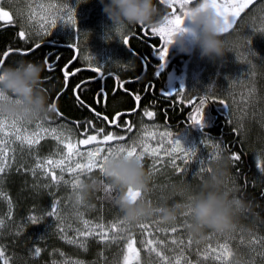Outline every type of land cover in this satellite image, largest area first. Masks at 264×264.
<instances>
[{
  "label": "snow or ice",
  "instance_id": "1",
  "mask_svg": "<svg viewBox=\"0 0 264 264\" xmlns=\"http://www.w3.org/2000/svg\"><path fill=\"white\" fill-rule=\"evenodd\" d=\"M256 3V0H158V5L161 7H166L170 11L166 12L160 22L154 26L148 27L140 25V32L136 35H141L143 38L148 36H156L159 38V41H162L158 46H154L153 51L159 57L160 64L158 69H163L168 57L169 47L173 43V37L181 31H185L184 23L186 18L190 15L192 8L199 6V10H212L222 21L221 32L224 35L230 34L235 26L238 23L241 14L244 13L245 9L249 8L250 5ZM35 5V6H34ZM189 5H194L189 7ZM38 9L40 11H38ZM26 15V21L29 26H35V35L37 37H51L53 30H56L58 25L63 23L65 26H70L73 29H77V13L74 6H69L67 2L59 0V2H54V0H48V3L45 4L44 0H29L28 12H21L20 16L23 18ZM0 22L5 24L13 23V16L2 6H0ZM24 20L22 19V24ZM260 33H264V28L258 30ZM115 33L122 38V43L128 45L130 43L129 37L125 35V30L123 28L115 29ZM79 30L77 29L75 35H79ZM31 33H27L25 30L19 31L18 36L20 39L27 42L28 36ZM111 38V37H109ZM245 47L243 51L238 52V56L248 65L249 76H254L255 72L253 71L256 68V65L253 63V59L258 57L257 53L252 50L251 38L244 37ZM48 43V41H47ZM41 47V43L37 41L31 48L26 49H12L3 52L2 58H0V68L3 67L9 55L15 51L21 56L29 55L31 52L36 51ZM69 48H75L76 57L79 58L80 52L78 45L76 43L68 44ZM132 50L131 48H129ZM53 53H49L44 58V65L49 72L55 70L56 63L59 61L60 56L56 55L54 61L50 62V56ZM85 59L89 61V68L98 73L99 79H104L105 74L101 71L102 65L96 64L93 66L91 63L94 60V56H86ZM142 60V71H146L150 66V61L146 57H139ZM264 60V59H262ZM155 69L154 75H159V70ZM64 77L65 88H67L69 78L75 76L76 72L79 71H70L68 65L66 64L61 69ZM109 76L111 74L109 73ZM47 77L46 79H50ZM139 80V77L136 78ZM132 81L121 80L119 77L116 78L114 87L112 89V95L115 96L117 91H123L126 94L130 95L135 102V107L133 109L118 112L110 120L107 115H103V121L108 125H114L117 128H124L126 132H131L134 127L130 120H125L124 124L121 125L118 123L121 116H131L140 108L141 95L127 89L125 85L131 83ZM88 81H81L80 84L76 85L72 91L75 96V99L79 102L80 106L88 108L94 113V115L99 119L102 114L96 112L91 105H88L81 96L83 91L82 85L87 84ZM148 89L154 88V85L150 82L147 86ZM211 89L205 93L203 96H197L194 99L188 101L192 105V108L189 112L188 123L192 127L199 126L201 129L205 128V115H206V105L211 103H216L222 105L226 109H229L228 104L224 99H221L217 96L211 95ZM185 90L176 92H161V95L165 97H174L179 96L183 100ZM257 94V89L253 84L252 87L248 89L247 99L252 100ZM109 93L101 87L95 93V102L97 104L103 103L105 106L108 103ZM60 94H57L56 99L58 100ZM49 112H54L57 118H62L63 114L58 110L55 103L49 105ZM229 116V122L231 117V110L227 112ZM246 115V113H245ZM143 116L148 117L149 120H152L155 116L153 111H149L147 108L143 109ZM47 119V116H45ZM30 123V121H29ZM75 129L80 130L79 135L82 138L73 140L70 134H65L63 131H59L58 127H45L43 122L36 124V128L33 131H29L28 128L24 127V120L9 118L3 114H0V175L6 173L12 167V163L15 162V155L12 156V163L9 162L8 152L9 149L7 145L10 142L9 137H14V141H18L21 147H27L31 152L34 146L39 145L40 141L51 137L53 140L57 141L58 144L63 145V151L58 153L59 158H53L52 156L40 157L39 155L33 153L35 164L32 167L26 168L24 164H21L16 170L17 172L24 171L30 172L34 177L37 176L38 172L46 179L50 178L49 183L43 185H34V189L39 188H52L56 186L57 188L61 183L65 185H70L72 190L76 192L77 189L81 188L83 183L80 179L82 175L91 173L94 169H99L100 173L104 175V165L110 157L115 158H130L134 157L139 160L142 164V161L145 157L150 158L151 166L149 168L150 174L156 171V166L163 163V157L168 158V164H170L174 170L178 173H186L187 166L190 162L196 161L198 163V168L195 175H200L205 171L210 172V164L219 159L222 156V153L227 149L223 142L221 141H212L210 143V138L205 132L204 138L201 141V144L204 148L211 147L212 151L209 152L203 158L198 154L200 150L196 147L185 148L177 135L173 136L171 132L164 131L159 132L154 130L157 128L156 125H152L151 128L148 125L143 126V131L140 138L127 140L125 135H118L113 131H106L105 127L97 128L92 121H86L83 129H81L80 123L74 122ZM243 125L240 126L242 128ZM240 129H234V131H239ZM159 140L155 146H153L152 141ZM127 141L125 143H121ZM167 144V147L165 146ZM88 146L85 150H81L79 146ZM13 153L15 149L11 150ZM231 161L234 163L240 161L241 156L235 152H232L230 155ZM177 161L180 163L178 164ZM181 164L184 167H181ZM257 167L261 174H264V161L261 157H257ZM59 169V175H57L56 170ZM68 172L71 176V180H66L64 173ZM247 184H245V187ZM105 192L111 193L113 190L112 185L105 187ZM53 196V201L51 203L50 209L43 213V215L32 214L27 217V222H30L31 225H37L43 222L44 217L55 218V224L51 227L55 228L56 234L61 240H64L66 243L71 245H76L78 248L87 251V244L89 239H95L98 243H103L106 245L118 244L121 241H124V246L121 249L123 252V264H141L140 253L142 250L146 251L149 257L154 255L155 262L154 264H193V261L188 259L185 255V250L191 248L194 241L191 235L188 236L187 241L183 238L172 235L168 236L169 233L176 234L179 231L178 226L172 227H160L163 223L160 219L148 222H140L136 225H132L125 218L115 219L109 221L107 224L103 222V218H99L97 222L88 220L84 218L83 213L77 212L76 215L79 217L80 227L73 228L70 223L66 222L65 215L62 214L63 209L61 208L60 199L55 198V193L50 192ZM77 203H82L83 198L77 192ZM264 195V193H262ZM0 197L7 199L8 202V211L5 214L9 219L12 216L13 204L10 198L7 197L6 193L0 191ZM127 197L131 202H136L142 197V191L134 190L129 188L127 191ZM189 200H192V197H189ZM161 207H158V211ZM183 216H190V212H186ZM187 226V222L185 221ZM155 226V231L152 230ZM5 227V220L0 218V229ZM24 224L15 225L16 231L15 235L19 236L24 230ZM132 227H137L140 229L141 239L139 240L140 247H137V240L135 235L131 231ZM71 230L73 232L72 236H69L68 232ZM156 233H163L166 236V239H161ZM43 239V237H39ZM243 242V240L241 241ZM198 244L199 241H196ZM250 245H258L262 249L257 251L255 247H252V252L256 256L261 257L264 260V237L252 236ZM178 249V251H176ZM58 251V250H56ZM42 249L39 246L29 250V255L31 258L35 259L40 257ZM173 252L174 255L169 256L167 253ZM61 256H64V253H60ZM100 255H103L102 253ZM233 255L230 245L227 242L220 243L216 247H213L211 244H208L203 250L197 249V256L202 258L203 261H207L209 258L214 259L215 261H220L221 264H228L230 257ZM197 259L196 264H201V259ZM11 258L6 255L5 246L0 245V262L2 264H10ZM53 264H57L56 261H53ZM63 264H69L67 260ZM71 264H85L82 260H72ZM255 264V261L252 262Z\"/></svg>",
  "mask_w": 264,
  "mask_h": 264
},
{
  "label": "trees",
  "instance_id": "2",
  "mask_svg": "<svg viewBox=\"0 0 264 264\" xmlns=\"http://www.w3.org/2000/svg\"><path fill=\"white\" fill-rule=\"evenodd\" d=\"M22 28L29 33L26 26H24L22 21L17 17L13 19V23L11 24L0 22V58H2L3 52L8 50V48L14 50L31 48L37 41H40V39L33 34L28 36L27 42L20 39L18 33ZM71 37L72 36L59 34L55 35L52 40ZM131 43L132 49L137 52V47L133 41H131ZM79 46L81 48L80 44ZM119 47H122L119 58L120 61L113 65L110 64V67H112L114 71L113 73L117 72L119 78L126 81L129 77H137L142 72V60L133 57L131 53L124 48L122 42ZM43 52V47H40L26 56H21L16 52H12L3 67L15 65L16 62L20 60L32 61L33 63L44 65L42 58ZM70 54L73 56L74 49H68L67 55L69 56ZM188 57L189 54L183 53L173 56L169 69L162 72L161 80L154 77V72L151 71V66H149L146 71L147 78L142 79L138 83H128L126 87L141 95L139 108V112L141 109V114L143 113V109L147 108L149 111L155 113L152 120L161 122L173 130L179 131L180 128L187 127L201 136H204L206 132L209 138L223 142L225 147L230 149V151L225 150L222 156H230L232 152L241 156L240 161L235 163L231 161L229 166L230 176L226 182V187L233 190L237 196L243 197L246 201H250L253 205V210L252 212H245L239 216L237 228L245 232L251 231L257 237H264V195H262V193H264V174H261L257 167L258 156L264 161V128L261 127L262 125L264 126V121L258 119V123H260L258 125L255 124L257 120H254L251 126L247 123V125L244 124L243 127L240 128L239 124L235 123L232 116L230 117L231 122H229V116L227 115L229 109L210 102L206 105L205 128L201 129L199 126L192 127L188 123V116L192 105L188 103L189 100L187 99L190 98H185V94L183 95V100H181L179 96H174V98L161 95V92H176L181 90V85L174 81V75L181 72ZM81 59L85 61L82 55ZM88 73L85 72V74ZM90 74L92 75L91 71ZM80 75H84V72L82 71ZM75 77L76 76L70 79L67 88H65L63 73L58 69L56 74L51 76L49 79L50 81L41 83V88L47 95L48 105L55 103L58 110L63 114V117L57 119L54 112H48L47 115L54 121L70 119L69 121L73 122V125L74 122L79 121L81 129H83L85 122L89 120L92 121L97 128L102 127L101 122H103V120L98 119L88 108L80 106L79 102L75 99L72 91L74 88L72 83L78 81ZM84 77L86 76L84 75ZM148 78L150 79L149 82L147 80ZM150 82L154 85L152 89L146 87ZM101 83L102 80L100 79L92 81V83H90L92 86L91 90L88 89L87 85H84L81 93L82 99L96 111H105L111 116L112 111H125L135 107L134 100L125 92L117 91L116 95L113 96L111 94L113 87L108 89L109 98L107 105L103 107L102 103L97 104L94 99V92L98 90ZM57 94H60L58 100L56 99ZM226 102H228L227 99ZM137 114L138 113H135L133 117L135 123ZM234 129L240 130L237 132L234 131ZM79 131L80 130H78V133ZM108 131H113L118 135L124 133L123 135L125 136L131 133L125 130L120 131L114 129ZM54 148L55 144L53 141L44 140L39 146H36L33 153L41 156L49 151H53ZM32 154L27 156L24 152L18 153L16 156V163L14 164L15 166L13 165L5 174L0 175V191L6 193L13 204L12 216L11 219H9L5 215L8 211L7 199L0 197V218L5 220V227L0 229V245L5 246L6 255L11 258L10 264H53V258L60 259L63 257L60 255L61 252L64 253V256L76 257L84 260L86 264H99V258L102 256L100 254L102 251L105 252L106 250V246L102 245V243H98L95 239H89L87 251H84L76 245L68 244L59 238L55 228L51 227L55 224V218L44 217L43 222L37 225H31L30 222H27V217L29 215H43V213L50 209L54 199L53 196L49 194L50 192L55 193L56 199L60 196L59 190H57L55 186L52 188L41 187L39 189H34V185L47 184L49 180H44L43 177H39L38 175L34 177L30 172H24L23 170L17 172L16 169L21 164H24L26 168L33 166ZM211 165L212 163L210 166ZM208 175L209 172L204 175L203 179L207 178ZM81 179L83 184L91 183L94 179L97 184L95 189H89L88 192L84 194V199L89 206L87 213L90 218L99 220V218L102 217L104 222H109L124 217V213L116 204V200L121 194L120 190L114 186L106 176L102 175L99 169H94L91 173L82 175ZM200 182L201 181H197L193 183V186L196 187V193L199 192ZM245 184H247L246 187ZM108 185L113 186V190L110 194L104 190ZM178 202L180 201L175 199L172 201V204ZM160 204L163 207H170L171 201H162ZM17 224L25 225L24 230L19 236L14 234L16 231L15 225ZM39 237H43V239H39ZM35 246H39L42 252L40 257L33 259L29 255V250ZM236 246L238 249L236 256L233 261L228 264H252L253 261H255V264H264V260H262L261 257L255 256L253 254L254 252L249 253L247 250L244 252V250L241 251L239 249L240 245H234L235 248ZM114 252L115 251L111 252L108 256L113 255ZM105 253L108 254V251L106 250ZM241 261H243V263H241ZM101 263L102 261L100 264ZM0 264H2V262H0Z\"/></svg>",
  "mask_w": 264,
  "mask_h": 264
},
{
  "label": "rangeland",
  "instance_id": "3",
  "mask_svg": "<svg viewBox=\"0 0 264 264\" xmlns=\"http://www.w3.org/2000/svg\"><path fill=\"white\" fill-rule=\"evenodd\" d=\"M54 2H59V0H54ZM63 2H67L69 6L75 7L78 21L77 29L80 33L78 35V40L81 45V54L84 60L87 61L85 59L86 56H94L95 59L91 61V63L94 64L98 63L104 66V64L113 65L118 63L120 61L119 56L122 48L119 47V45L122 42V38L118 34L110 32L111 21L103 13V6L99 0H63ZM37 3H39V0H37ZM44 3L47 4L48 0H44ZM28 4L29 0H0V6L9 11L13 17H17L21 21L23 19V24L26 26L29 33L35 35V26H29L26 21V15L23 18L20 16L21 12H28ZM192 6L194 5H189V7ZM38 11L40 10L38 9ZM189 26V23L185 20L184 27L188 28ZM261 28H264V0H256V3L250 5L249 8L245 9L244 13L241 14L234 30L228 35L222 34L221 39L224 40L228 51L223 58L216 60L201 58L199 49H194L186 59L181 72L174 77L175 82L180 84L185 90V98L188 97L193 99V96L205 95V93L211 89L212 91L209 94L219 96L225 101L226 99L228 100L229 103H226L229 104L231 116L235 120V123L239 124V127L244 124L247 125V123L251 126L254 120H257V123L255 124L259 125L260 123H258V119L264 121V60H262L264 59V33L258 31ZM74 30L75 29L70 26H65L61 23L56 30H53L54 32L52 35L55 36L61 34L72 36ZM244 37L251 38L250 47L258 56L253 59L256 68L253 70L255 75L251 77L249 76L248 65L238 56V52L243 51L245 47ZM185 43L188 47H193L190 35H185ZM87 62L89 63V61ZM253 84L257 89V94L249 101L247 99L248 89L252 87ZM45 116H47V119H45ZM135 121L136 123L132 128L131 133L126 136L127 140H132L134 138L138 140L142 134L144 125H148L150 128L152 125H156L157 128L154 130H158L159 132L168 131L171 132L173 136L177 135V139L181 141L185 148H198L200 150L198 154L202 158L212 151L211 147L204 148L201 144L204 136L197 134L194 130H191V128L183 127L180 128L179 131H176L161 122L149 120V118L144 117L143 114L138 115ZM39 122H43L45 127H58L59 131H63L65 134H70L73 140L82 138L79 137L80 135L75 129V126L69 124V121L63 119L54 121L52 118L50 119V116L47 114L42 115L38 119L30 120V123L29 121H24V127L28 128L29 131H33L36 128V124ZM261 127L264 128L263 125ZM9 140L13 141L7 145L9 149L8 156L10 163H12V156L15 155V162L12 163V167L16 163V156L18 153L24 152L28 156L32 154L36 146H39L44 140H52L55 144V148L53 151H49L40 157L52 156L53 158H59L58 153L64 150L63 145L58 144V142L53 140L50 136L41 140L40 144L34 146L31 152L26 146L22 148L18 141H14V137H9ZM158 140L159 137L157 140L152 141L153 146L157 144ZM212 141L218 140L210 138V143ZM125 142L127 141L121 143ZM165 146L167 147V144ZM79 147L81 150H85L88 146L81 145ZM12 149H15L14 153L11 151ZM32 157L34 165L35 159L33 154ZM147 158L148 157H145L142 161V166L148 174L149 183L147 190L142 191V197L138 200H144L157 208L163 207L160 204L162 201H171V206L177 204H172V201L175 199H178L180 201L178 203L180 204H187L190 202L189 197L193 198L197 194L195 191L196 187L193 186V183L197 181L202 182L203 176L207 173V171H205L200 175H195L198 168V163L196 161L189 163L186 173H178L170 164H168V158L163 157L164 162L157 165L156 171L150 174L149 168L152 162L150 158ZM177 163L179 164L180 162L177 161ZM181 167H184V165L181 164ZM56 172L57 175L60 174L59 169H57ZM37 175L43 177L39 172ZM64 177L66 180H71V176L68 172L64 173ZM44 180L50 181V178H44ZM55 188L59 190L60 196L57 199H60L61 201V208L63 209L62 214L65 215L66 222L70 223L73 228L81 226L79 217L76 215L77 212L83 213L85 219L94 222L98 221L89 217V214L87 213L89 206L84 199V193H82L81 188L74 192L70 185H65L63 183H61L58 188L55 186ZM77 192L83 198L82 203H77ZM123 218L124 217H121L119 219ZM158 219V216H153L152 218L142 220L141 222L151 223ZM185 221L188 224L190 222V216L185 217L180 215L175 223L163 222L160 227L178 226L180 231L176 234L169 233L168 236L176 235L183 238L185 241H187L188 236L191 235L194 243L191 248L185 250V255L188 259L193 261V264H196V261L199 258L197 256V249L203 250L208 244L216 247L220 243L227 242L233 253L228 263H231L236 256L238 249L237 246L235 248L234 245H240L239 249L241 251L244 250L245 252L247 250L249 253H253L252 247H255L257 251L262 250L258 245L249 244L252 235L256 236L251 231L245 232L236 226L233 231L225 234L206 231L203 236H193L188 231ZM104 223L107 224L108 222ZM136 224L132 225L134 226ZM152 230L155 231V226H153ZM131 231L136 236V246L140 247V229L132 227ZM68 234L69 236H72L73 232L69 230ZM156 235L161 239H166V236L163 233H156ZM242 240L243 242H241ZM196 241H199V243L197 244ZM102 245L106 246L108 254L105 253L106 250L105 252L102 251L103 255L99 258V264L101 261V264H123V252L121 249L124 246V241H121L118 244H111L110 246L103 243ZM113 251H115L114 254L108 256ZM176 251H178V249ZM167 254L169 256L174 255L173 252H168ZM253 254L255 255V253ZM140 257L141 264H154L155 262L154 255L149 257L144 250L141 251ZM77 259L79 258L63 256L60 259L53 258V261H56L57 264H63V262L67 260L69 264H71L72 260ZM199 259H201V264H221L220 261H215L212 258H209L207 261H203L202 258ZM84 262L86 264V261ZM241 263H243V261H241Z\"/></svg>",
  "mask_w": 264,
  "mask_h": 264
},
{
  "label": "clouds",
  "instance_id": "4",
  "mask_svg": "<svg viewBox=\"0 0 264 264\" xmlns=\"http://www.w3.org/2000/svg\"><path fill=\"white\" fill-rule=\"evenodd\" d=\"M103 13L111 21L110 32L130 26H154L160 22L161 11L157 0H99ZM189 27L173 37L184 54L199 49L201 58L221 59L228 52L222 36V21L212 10L190 11L186 18ZM192 38L193 47L185 43V35ZM45 66L31 61L20 60L15 65L0 68V114L24 121L35 120L49 112L47 95L41 88L42 72ZM230 156H221L210 166L211 171L203 179L199 192L187 204L157 207L144 200L131 202L127 197L129 188L146 191L149 177L141 162L134 157H110L104 165V176L120 190L116 204L124 213V218L136 224L153 216L164 223H175L178 216L190 212L188 231L193 236H203L206 231L225 234L233 231L238 218L245 212H252L253 205L226 187L230 176ZM96 182L82 185V193L95 189Z\"/></svg>",
  "mask_w": 264,
  "mask_h": 264
},
{
  "label": "flooded vegetation",
  "instance_id": "5",
  "mask_svg": "<svg viewBox=\"0 0 264 264\" xmlns=\"http://www.w3.org/2000/svg\"><path fill=\"white\" fill-rule=\"evenodd\" d=\"M2 2V1H1ZM157 4H158V0H157ZM158 7L160 8V11H161V16H160V20L162 19V16L166 13V12H168V11H170L169 9H167L166 7H161V6H159L158 5ZM13 19H15V17H13ZM237 26V25H236ZM140 30H141V28H140V25H138V26H130L129 28H127L126 30H125V35H127L128 37H129V41H130V43L128 44V45H124L123 44V46H124V48H126V50L129 52V53H131V55L133 56V57H135V58H139V57H146V58H148L149 59V61L151 62L150 63V66H151V71L152 72H154L155 71V69H158V66H159V64H160V60H159V57H158V55L156 54V52L155 51H153V48H154V46H158L160 43H162V41H159V38L158 37H156V36H148L147 38H143L141 35H136V33H138V32H140ZM76 31H77V29H75L74 30V34L72 35V37L71 38H64V39H58L57 38V41H52V38H54L55 36L54 35H52L51 36V38L50 37H38L39 39H40V43H41V47H43L44 48V52H43V55H42V58H43V61H44V58H45V56L47 55V54H49V53H53V55H51V57H50V62L51 61H54L55 60V58H56V55H59L60 56V59H59V61L56 63V66H55V70L54 71H52V72H49L47 69H46V67H45V70L42 72V83H45V82H48L49 81V79H46L47 77H51L53 74H56L55 72L58 70V69H62L66 64L68 65V67H69V70L70 71H76L77 69H79V71H83L84 72V75L86 76V77H84V75H80V73L81 72H76V77L75 78H77V84L75 83V81H74V83H72V86H74L75 87V84L76 85H78V84H80V82L81 81H88V83H89V85L88 84H85V85H87V87H88V89L89 90H91V88H92V86L90 85V83H92V81H95V80H98L96 77H98V73H95V72H92V70L91 69H88V68H85V67H89L88 66V62H86V61H82V59H80L81 58V48L79 49V52H80V55H79V57L80 58H77V59H75V60H73V57H74V55L76 54V49L75 48H69V47H67L68 46V44H73V43H76L77 45H78V48L80 47L79 46V44H78V42H77V38H78V35H75V33H76ZM73 38V39H72ZM73 40V41H72ZM47 41H48V43H47ZM75 41V42H74ZM131 41H133V43L135 44V46L137 47L136 48V51L137 52H135L133 49H132V43H131ZM52 42H56V43H59V45H54V44H52ZM50 46H51V48H50ZM129 48H131L132 50H130ZM177 48V49H176ZM68 49H74V54H73V56H72V54H70L69 56L67 55V52H68ZM140 51H139V50ZM17 53V52H16ZM32 53V52H31ZM139 53V54H138ZM179 53H182L181 51H179L178 50V46L177 45H172L171 47H169V52H168V57H167V62H166V64H165V66H164V68L163 69H158L159 70V75L158 76H155L154 75V77L155 78H158L159 80H161L162 79V72L163 71H165V70H168L169 69V67H170V64H171V61H172V57L173 56H175V55H177V54H179ZM18 54V53H17ZM144 55V56H143ZM137 56V57H136ZM67 60V61H66ZM80 60V61H79ZM32 62V61H31ZM76 62V63H75ZM83 62V63H82ZM86 64V65H85ZM93 64V66H95L96 64H94V63H92ZM61 65V66H60ZM64 65V66H63ZM82 66V67H81ZM58 67V68H57ZM62 67V68H61ZM75 68V69H74ZM82 68V69H81ZM149 68V67H148ZM148 68H147V70H148ZM146 70V71H147ZM90 71L92 72V75L90 74ZM101 71L105 74V76H104V79H102V83H101V85L99 86V88H98V90H100L101 89V87H103L107 92H108V89L109 88H112V87H114V83H115V80H116V78L117 77H119V74H117V73H113V69H112V67H110V65H107V64H104V66L102 67V69H101ZM146 71H142L137 77H139V80L137 81L136 80V78L137 77H130V78H128V80L127 81H132L131 83H138L139 81H141L142 79H144V78H147L146 77ZM85 72L86 73H88V74H85ZM106 72V73H105ZM111 74V76H109V73ZM112 72V73H111ZM93 73H95V74H93ZM114 74H115V76H114ZM72 77H74V76H71L70 78H69V81H68V84H69V82H70V79L72 78ZM45 78V79H44ZM79 78V79H78ZM85 78V79H84ZM91 80V81H90ZM101 80V79H100ZM148 80V82L150 81V79L148 78L147 79ZM146 80V81H147ZM144 82H145V80H144ZM147 82V83H148ZM128 84V83H127ZM126 86V85H125ZM82 87V89L84 88V85H82L81 86ZM127 88V87H126ZM113 89V88H112ZM97 90V91H98ZM96 91V92H97ZM96 92H94V97H95V93ZM109 93V92H108ZM112 93V92H111ZM109 98V97H108ZM102 106L104 107V104L102 103ZM96 111V110H95ZM96 112H98V111H96ZM118 112H120V111H112L111 112V116H109L108 114H107V112H103V111H100V113L102 114V116L99 118V119H102L103 120V115L105 114V115H107L108 117H109V119L111 120L113 117H114V115L116 114V113H118ZM141 114V109H140V112L138 111V114H137V116L138 115H140ZM135 116V114H132L131 116H127V115H125V116H121L120 118H119V121H118V123L119 124H121V125H123L124 124V121L125 120H130L131 121V123H132V125L134 126L135 125V122H134V120H133V117ZM137 118V117H136ZM136 118H135V120H136ZM64 120H66V121H69V120H67V119H64ZM70 123H71V125H73V122H71V121H69ZM102 123V122H101ZM102 125V127H105L106 128V131H108V130H110V129H114V130H124V128H117V127H113V126H111V125H108L106 122H104L103 121V123L101 124ZM104 125V126H103ZM110 126V127H109ZM108 129V130H107ZM77 130V129H76ZM77 132H78V130H77Z\"/></svg>",
  "mask_w": 264,
  "mask_h": 264
},
{
  "label": "bare ground",
  "instance_id": "6",
  "mask_svg": "<svg viewBox=\"0 0 264 264\" xmlns=\"http://www.w3.org/2000/svg\"><path fill=\"white\" fill-rule=\"evenodd\" d=\"M160 9V8H159ZM104 19V18H103ZM51 38V37H50ZM73 39V38H72ZM77 40H78V38H77ZM73 41V40H72ZM79 41V40H78ZM77 41V42H78ZM75 42V41H74ZM79 49H80V47H79ZM177 49V48H176ZM76 51H77V49H76ZM13 52H15V51H13ZM139 54V53H138ZM51 57V56H50ZM120 57V56H119ZM137 57V56H136ZM80 58V57H79ZM75 59H77V57H76V54L74 55V57H73V60H75ZM81 59V58H80ZM51 60V59H50ZM83 60H84V58H83ZM67 61V60H66ZM80 61V60H79ZM84 62V61H83ZM82 62V63H83ZM87 62V61H86ZM76 63V62H75ZM85 63V62H84ZM86 65V64H85ZM89 65V64H88ZM126 65V64H125ZM61 66V65H60ZM64 66V65H63ZM135 66V65H134ZM82 67V66H81ZM58 68V67H57ZM62 68V67H61ZM85 68H88V69H90L89 67H85ZM130 68V67H129ZM134 68V67H133ZM177 68V67H176ZM75 69V68H74ZM82 69V68H81ZM117 70V69H116ZM79 72H81V71H79ZM93 72V71H92ZM114 72V71H113ZM56 73V72H55ZM106 73V72H105ZM109 73V72H108ZM112 73V72H111ZM115 73H117V72H115ZM93 74H95V73H93ZM114 76H115V74H114ZM133 77V76H132ZM130 78V77H129ZM45 79V78H44ZM79 79V78H78ZM85 79V78H84ZM102 80V79H101ZM50 81V80H49ZM91 81V80H90ZM81 83V82H80ZM77 84V83H76ZM76 84H75V86H76ZM88 85H89V83H87ZM126 87V86H125ZM172 88V87H171ZM174 90V89H173ZM149 91V90H148ZM194 97V96H193ZM175 98V97H174ZM194 99V98H193ZM186 100V99H185ZM156 102V101H155ZM229 103V102H228ZM229 105V104H228ZM209 109V108H208ZM130 110V109H129ZM127 110H125V112H126ZM138 111H139V109L135 112V113H138ZM208 111V110H207ZM121 112V111H120ZM53 113V112H52ZM100 113V112H99ZM134 113V114H135ZM143 114V113H142ZM105 115V114H104ZM209 115V114H208ZM94 117V116H93ZM51 119V118H50ZM58 119V118H57ZM79 122V121H78ZM103 123V122H102ZM71 124V123H70ZM104 126V125H103ZM111 126H113L114 127V125H111ZM110 127V126H109ZM113 129V128H112ZM108 130V129H107ZM192 130V129H191ZM121 131H124V130H121ZM80 137V136H79ZM50 141H52V140H50ZM236 150V149H235ZM237 151V150H236ZM255 155V154H254ZM17 158V157H16ZM148 159V158H147ZM145 165V164H144ZM15 166V165H14ZM91 175V174H90ZM204 177V176H203ZM90 178V177H89ZM95 180V179H94ZM201 183V182H200ZM100 186V185H99ZM85 205V204H84ZM135 230V229H134ZM180 231V230H179ZM136 237V236H135ZM91 245V244H90Z\"/></svg>",
  "mask_w": 264,
  "mask_h": 264
},
{
  "label": "water",
  "instance_id": "7",
  "mask_svg": "<svg viewBox=\"0 0 264 264\" xmlns=\"http://www.w3.org/2000/svg\"><path fill=\"white\" fill-rule=\"evenodd\" d=\"M52 44H54V45H59V43H56V42H52Z\"/></svg>",
  "mask_w": 264,
  "mask_h": 264
}]
</instances>
